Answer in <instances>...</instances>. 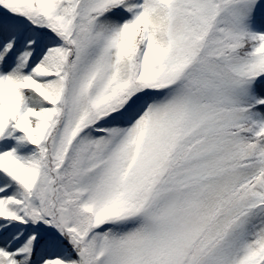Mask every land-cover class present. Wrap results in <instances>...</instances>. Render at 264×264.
<instances>
[{"label": "snow or ice", "instance_id": "snow-or-ice-1", "mask_svg": "<svg viewBox=\"0 0 264 264\" xmlns=\"http://www.w3.org/2000/svg\"><path fill=\"white\" fill-rule=\"evenodd\" d=\"M0 264H264V0H0Z\"/></svg>", "mask_w": 264, "mask_h": 264}]
</instances>
